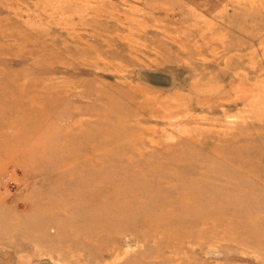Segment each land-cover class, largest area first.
Wrapping results in <instances>:
<instances>
[{
  "label": "rangeland",
  "instance_id": "rangeland-1",
  "mask_svg": "<svg viewBox=\"0 0 264 264\" xmlns=\"http://www.w3.org/2000/svg\"><path fill=\"white\" fill-rule=\"evenodd\" d=\"M0 264H264V0H0Z\"/></svg>",
  "mask_w": 264,
  "mask_h": 264
}]
</instances>
